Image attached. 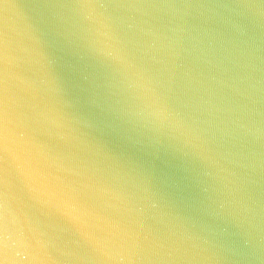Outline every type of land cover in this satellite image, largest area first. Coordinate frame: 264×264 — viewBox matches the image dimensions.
<instances>
[{"label":"clouds","instance_id":"9594fccd","mask_svg":"<svg viewBox=\"0 0 264 264\" xmlns=\"http://www.w3.org/2000/svg\"><path fill=\"white\" fill-rule=\"evenodd\" d=\"M0 264H264V0H0Z\"/></svg>","mask_w":264,"mask_h":264}]
</instances>
